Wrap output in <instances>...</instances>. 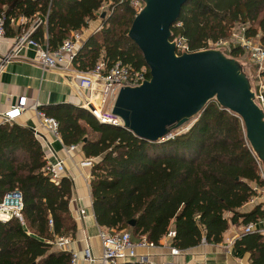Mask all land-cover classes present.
Returning <instances> with one entry per match:
<instances>
[{
    "label": "trees",
    "instance_id": "16d2710c",
    "mask_svg": "<svg viewBox=\"0 0 264 264\" xmlns=\"http://www.w3.org/2000/svg\"><path fill=\"white\" fill-rule=\"evenodd\" d=\"M105 4L113 13L102 20L101 32L84 43L75 69L87 73L101 61L109 69L119 62L134 70L148 68L128 37L137 15L130 0H0V17L6 16L8 37L21 36L39 18L42 25L32 37L54 50L87 28ZM21 18L27 24L17 25ZM237 26L247 28L248 38L260 34L264 45V0H189L172 28L173 39L184 40L197 52L229 40ZM241 53L239 47L231 50L233 57ZM40 110L57 120L64 145L81 144L86 158L94 160L93 207L102 228L128 230L134 241L145 237L157 247L174 230L171 247L187 253L219 245L232 226L244 228L264 217L262 205L241 212L257 195L254 187H263L264 181L241 120L216 102L187 133L160 143L101 124L71 104ZM45 167L43 147L32 129L0 126V201L18 191L24 203V223L0 222V264L71 262V254L54 250L52 243L57 237L76 236L70 209L74 183L69 178L54 182ZM235 248L249 253L251 264H264L261 234L242 233Z\"/></svg>",
    "mask_w": 264,
    "mask_h": 264
},
{
    "label": "water",
    "instance_id": "95a60500",
    "mask_svg": "<svg viewBox=\"0 0 264 264\" xmlns=\"http://www.w3.org/2000/svg\"><path fill=\"white\" fill-rule=\"evenodd\" d=\"M140 1L143 8L128 37L139 47L151 77L140 86L120 88L111 114L138 138L160 143L216 102L241 120L264 170V107L244 66L220 48L178 53L172 28L189 0Z\"/></svg>",
    "mask_w": 264,
    "mask_h": 264
},
{
    "label": "built area",
    "instance_id": "2783aa9c",
    "mask_svg": "<svg viewBox=\"0 0 264 264\" xmlns=\"http://www.w3.org/2000/svg\"><path fill=\"white\" fill-rule=\"evenodd\" d=\"M132 7L136 14H138L143 4L140 0H130ZM105 5L100 11L105 10ZM100 12L98 16H100ZM21 21L25 22L26 19L21 18ZM42 22L39 20L31 27L19 36L15 42L12 54L8 55L7 59L15 57L22 49H33L36 53L35 64L43 70H75L74 62L78 56V53L84 45V31H78L72 33L71 36L66 39L63 44L57 49H51L47 42L41 43L35 40L32 35L36 31L38 25ZM244 35L238 41V44L245 53L248 54L249 60L253 62L257 67L258 71L256 74L257 82L256 88L258 89V100L264 106V46L261 43L260 36L257 39H249L246 36V30L243 29ZM6 38V16L0 17V42ZM177 51L179 54L182 52H191L187 43L182 39H177ZM223 45V42L214 44L216 47ZM148 68L143 67L139 70H134L131 67L123 65L121 62L114 65L112 68H108L104 61H101L98 66L87 73H82L75 76L78 83L76 89L80 94H87L84 109L89 111L101 124L111 125L115 127H122L121 120L111 114L110 108L105 109L106 105L110 100H113L122 87H137L143 82L149 80ZM98 96L100 107L95 106L93 102L94 96ZM90 106L94 108L91 111ZM38 105H34L38 111V115L42 121V125L52 134L55 138L60 140L59 123L56 119L47 117L42 112H39ZM26 109V99L14 107L11 111L5 114L6 124H14L16 118H18L23 111ZM99 109V113H98ZM36 135V134H35ZM37 137V135H36ZM38 138V137H37ZM46 149L43 148L45 154V173L50 178L59 183L60 180L66 175V164L64 159H58L57 154L50 143H45ZM79 148L78 145L64 146V149L68 154L75 152ZM56 159L55 162L51 160ZM260 167V176L264 181V170L262 164L256 159ZM86 167H93L94 160L88 159L83 163ZM257 195L252 198L248 205L255 206L258 204L264 205V186L254 187ZM24 203L21 193L18 191L10 192L0 201V222L7 223L13 219H18L24 223L23 217ZM86 215L85 210L79 211V218L83 219ZM53 221H50V226L53 227ZM264 217L259 222H254L246 225L242 230L245 234L258 233L264 236ZM176 237L174 230L170 231L166 239L171 241ZM99 239L101 241L102 253L96 255L94 250L87 248L82 253L70 251V246L73 244L72 238L70 237H57L52 243L54 250L60 252H69L71 254L70 264H126V263H140V264H196L193 262L178 263L175 260H169L164 262H154L150 260L148 255H142L139 253L140 250L154 249L157 246L151 243L147 238H141L134 241L132 234L128 230L123 231H101L99 233ZM183 253L171 247L170 256L174 259L180 257Z\"/></svg>",
    "mask_w": 264,
    "mask_h": 264
},
{
    "label": "crops",
    "instance_id": "0c3cea01",
    "mask_svg": "<svg viewBox=\"0 0 264 264\" xmlns=\"http://www.w3.org/2000/svg\"><path fill=\"white\" fill-rule=\"evenodd\" d=\"M103 13L105 14V10L100 11V14ZM102 18H96L90 21L88 27L83 30L84 43L90 36L96 35L101 31L103 27ZM37 20L39 18L34 21L29 29L33 27ZM22 24L27 23L20 19L17 25ZM18 37L6 36L0 42V126L6 124L5 114L25 98L26 109L16 118L14 124L32 129L44 149H46V142L52 144L58 159L65 160L67 172L64 178H69L74 183V193L71 199L70 209L73 218L77 222V233L75 237H70L73 241V244L70 246V251L82 253L87 248H91L99 256L102 253L101 241L99 239V233L102 231V227L96 221L93 207L91 189L93 167L83 165L88 158H86L81 144H78L79 148L75 152L68 154L64 149L66 145L62 141V137L60 140L55 138L42 125L38 111L33 108L34 105H38L39 112H42L40 109L44 107L71 104L84 109L83 106L85 101H87L85 100L87 94L85 92L82 94L79 93L76 89L78 80L75 78L76 74L79 75L82 73L76 69L71 72L62 69L43 70L35 64L36 53L33 49H22L15 57L7 59L8 55L12 54ZM95 106L100 107L99 104ZM111 106L112 104H109L110 109ZM42 113L45 114L44 112ZM51 160L53 162L56 161L54 158ZM258 205H262L264 210L263 204ZM255 207L256 205L251 206L247 204L241 212L249 213ZM80 210L86 211L83 219L79 218ZM242 229V226H232L225 234L221 244L216 246L204 245L198 249L183 253V255L176 259L170 256L171 242L166 238L161 241L162 246L154 249L140 250L139 253L148 255L150 260L154 262H164L173 259L178 263L251 264L250 254L242 253L235 248L236 241L243 233Z\"/></svg>",
    "mask_w": 264,
    "mask_h": 264
},
{
    "label": "rangeland",
    "instance_id": "374dc122",
    "mask_svg": "<svg viewBox=\"0 0 264 264\" xmlns=\"http://www.w3.org/2000/svg\"><path fill=\"white\" fill-rule=\"evenodd\" d=\"M105 17H108V16H110L113 12H112V9L110 8V5L108 4H105ZM102 15V14H101ZM101 15L100 16H98L97 17V19H101L102 17H101ZM104 17V18H105ZM104 18H102V20L104 19ZM34 22H32L31 24H29V26H26V28H27V30H29V27L33 24ZM42 25V23L40 24V25H38L37 26V28H36V30L40 27ZM243 29L244 30H246L247 28L245 27V26H237L234 30H233V32H232V35H231V37H230V39L229 40H227V41H225V42H223V45L222 46H220V47H216V46H214V44L213 43H210L209 44V46H208V49H223L224 50V52L229 56V57H232V58H235V59H237L243 66H244V68H245V71L248 73V75L250 76V78H251V80H252V83H254V88H255V90H256V92H257V95H258V89L256 88V86H257V82H259V81H257L256 80V74H257V71H258V67L253 63V62H251L250 60H249V56H248V54L247 53H245L244 51H243V49L240 47V45L238 44V41H240V39H238V38H241L243 35H244V33H243ZM84 30V29H83ZM102 30V29H101ZM26 31V30H25ZM101 32V31H100ZM99 32V33H100ZM98 33V34H99ZM260 36V38H261V35L259 34V35H257L256 37H254V38H249V39H257L258 37ZM248 38V37H247ZM84 44V43H83ZM263 45V44H262ZM264 46V45H263ZM236 47H239L241 50H242V53L238 56V57H233L232 55H231V50L233 49V48H236ZM110 102V104H112V100H110L109 101ZM262 105V104H261ZM262 107H264L263 105H262ZM106 109H109V103L106 105V107H105V110ZM199 119V117L197 118V119H195V120H193L191 123H189V124H187V125H185L182 129H180L179 131H177L174 135L176 136V135H181V134H184V133H187L189 130H190V128L197 122V120ZM102 231H106V232H109V231H113L112 229H105V228H102ZM117 231V230H116ZM66 237V236H65Z\"/></svg>",
    "mask_w": 264,
    "mask_h": 264
},
{
    "label": "bare ground",
    "instance_id": "6f19581e",
    "mask_svg": "<svg viewBox=\"0 0 264 264\" xmlns=\"http://www.w3.org/2000/svg\"><path fill=\"white\" fill-rule=\"evenodd\" d=\"M93 102L95 103V104H99V100H98V96L97 95H95L94 96V98H93ZM100 111H99V109H98V113H99Z\"/></svg>",
    "mask_w": 264,
    "mask_h": 264
}]
</instances>
